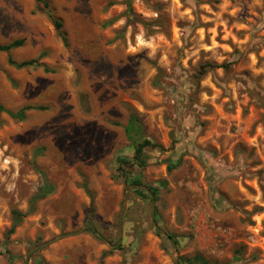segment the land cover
<instances>
[{
  "label": "rangeland",
  "instance_id": "1",
  "mask_svg": "<svg viewBox=\"0 0 264 264\" xmlns=\"http://www.w3.org/2000/svg\"><path fill=\"white\" fill-rule=\"evenodd\" d=\"M127 1L0 0V264H264V0Z\"/></svg>",
  "mask_w": 264,
  "mask_h": 264
},
{
  "label": "trees",
  "instance_id": "2",
  "mask_svg": "<svg viewBox=\"0 0 264 264\" xmlns=\"http://www.w3.org/2000/svg\"><path fill=\"white\" fill-rule=\"evenodd\" d=\"M127 7H128V14H131L132 12V8H131V2L128 0L127 1ZM52 20L55 26L56 31L58 32L59 36L61 37V39L63 40L64 44L67 46V37L65 35V33L63 32V25L62 23L55 19L53 16ZM25 40L23 39H19V40H15L12 41L8 44H4V45H0V52L1 53H7L9 54L8 57V63L9 65L17 68V69H25V68H29V67H42V65L39 64V62L37 60H30V61H23V62H16L12 56L10 55L13 51L20 49L24 46ZM210 66H203L202 67V74H206L207 73V69ZM44 70L46 72H48V70L46 68H44ZM33 109H39V110H43L45 108H33V107H25L23 109H20L17 112H12V111H8L5 110V108L1 105L0 103V113H8V115L10 117H12L13 119L19 120V121H24L26 119V113L30 110ZM126 136L128 138V140L131 142V145L134 147L135 151H134V157L132 160H126L125 158H118L117 162L118 164L122 165H130L131 163H133V165L135 166H139L140 168L144 169L148 166V161L145 157V150L148 148H158L160 150H164L162 146L158 145L157 143L152 142L151 140H149L143 131V127H142V123L140 121V119L136 116V115H131L127 125L124 128ZM178 164H174V165H170L168 167L169 171L173 170L177 167ZM43 176V180H44V186L43 188L40 189V191L30 200V209L29 211L32 212L34 205L40 201V200H44L46 199L50 194L53 193L54 191V187L53 185L47 180V177L45 174H42ZM211 182L213 181V178L211 177ZM127 181L129 183H131L132 185H139L138 181H131L129 178H127ZM136 191H139L138 189H136ZM148 191L151 193V195H153L154 201L155 199L158 197V189L153 188V187H149ZM210 191H211V199L213 201V203L215 204L216 207H220L223 208L224 206L222 205V203L220 202V200H217L214 197L213 194V186L210 187ZM27 214H23L20 211L14 210L13 211V225L11 230L9 231L8 235L14 234L15 230L20 226V224L23 221V218L26 216ZM155 223H157V219L154 221ZM88 232L92 233L97 239L99 240H103V238H101L97 231L93 228H88L87 229ZM115 249H121V246L115 248ZM181 261H183L186 264H207L206 261L200 257V256H195L193 258L190 259H186V258H182Z\"/></svg>",
  "mask_w": 264,
  "mask_h": 264
},
{
  "label": "crops",
  "instance_id": "3",
  "mask_svg": "<svg viewBox=\"0 0 264 264\" xmlns=\"http://www.w3.org/2000/svg\"><path fill=\"white\" fill-rule=\"evenodd\" d=\"M1 53V52H0ZM88 229V228H87ZM87 229L85 228V230L87 231ZM102 241H105L104 239Z\"/></svg>",
  "mask_w": 264,
  "mask_h": 264
}]
</instances>
